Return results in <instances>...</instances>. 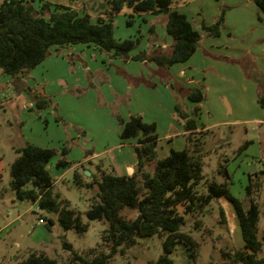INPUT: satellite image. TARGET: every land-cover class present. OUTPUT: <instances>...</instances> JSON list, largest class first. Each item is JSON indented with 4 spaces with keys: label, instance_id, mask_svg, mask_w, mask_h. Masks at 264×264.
Returning <instances> with one entry per match:
<instances>
[{
    "label": "trees",
    "instance_id": "obj_1",
    "mask_svg": "<svg viewBox=\"0 0 264 264\" xmlns=\"http://www.w3.org/2000/svg\"><path fill=\"white\" fill-rule=\"evenodd\" d=\"M251 1L260 11H264V0ZM104 2L106 8L101 13L104 17L98 16L95 19L69 6L42 0L0 2V73L11 77L15 88H18L22 84L19 78L46 59L50 49L56 46L93 45L99 51L108 53L111 59L152 63L157 72H165L175 64L186 62L197 49L199 32L185 14L171 9L172 0ZM124 7L131 10L129 18L132 14L141 13L164 15V30L171 38L170 45L165 50L158 48L130 55L140 37L115 39L113 36L112 18ZM224 12V8H221L212 24L201 23L200 28L207 36H219ZM126 24L130 25L131 21L127 20ZM148 32L153 35L152 26L148 28ZM255 80L259 86L264 85V74L257 75ZM172 88L177 87L173 84ZM179 88L184 91L189 102L197 104L202 101L203 95L199 89ZM23 90L30 94L29 88L23 87ZM31 98L37 109L49 106L46 98L35 94H31ZM257 104L264 107V86L258 91ZM175 111L184 120V130L188 132L185 136L188 144L180 150L171 147L167 154L159 156L160 145L155 123H146L136 114L130 115L126 120L114 115L121 126V141L137 138L134 146L137 160L134 172L129 176L117 175L113 171L101 172L98 178L93 177L91 182L86 183L77 169L73 171L76 186L92 188L96 185V192L90 197L85 216L88 220L106 223L101 240L108 246L109 252L103 255L94 254L90 250L86 255H81L73 251L69 243L64 242L63 248L71 252V259L67 264H106L118 247L131 246L137 239L155 234L163 238L162 254L146 264H173L169 255L176 244L184 245L189 251V257L195 259L198 243L180 231L185 224L184 215L201 211L204 206L220 198L230 203L243 243L241 249H234L231 255L224 253L225 256L233 263L264 264V258L258 256L261 249V242L257 238L259 209L252 196V188L257 180L254 183L250 179L242 198L233 196L226 182L217 183L214 180H206L203 184L205 192L200 193L197 185L204 178V153L202 142L197 136H206L209 131H196V122L178 104L175 105ZM198 111L199 107L195 106L193 115L197 116ZM14 150L17 157L9 166V187L16 199L30 201L40 210L54 214L63 230L72 229L79 235L83 234L87 223L81 221L79 214L68 202H59L58 195L53 190L54 180L47 167L56 155V150L31 143H25ZM60 154L61 158L54 166L65 169L69 165L65 160L67 148L62 147ZM219 173L230 179L227 164L220 166ZM125 211H134L136 214L134 217H127L124 215ZM218 213L219 223L226 224V216L220 206ZM39 219L43 221L42 217ZM14 264L58 263L43 251L29 250L26 257L16 260Z\"/></svg>",
    "mask_w": 264,
    "mask_h": 264
},
{
    "label": "rangeland",
    "instance_id": "obj_2",
    "mask_svg": "<svg viewBox=\"0 0 264 264\" xmlns=\"http://www.w3.org/2000/svg\"><path fill=\"white\" fill-rule=\"evenodd\" d=\"M2 1L0 0V2ZM45 1L56 2V0ZM72 2L79 10L82 3L88 4L91 8L89 11L96 13L97 16L102 15L103 9L106 8L104 0H73ZM229 3V0H220V2L216 0H172L174 7L177 4L182 5L181 10L190 20L193 12V17H198L196 15L198 9L209 16L215 7L222 6L225 14H228V22L224 23V26L241 28V22H237L235 18L239 10L229 8ZM128 12V8L124 7L119 15L114 16L113 36L115 39H125L137 37L140 34L139 43L132 53L147 50V45L152 37L148 32L149 25L139 19H135L133 24L127 25ZM153 26L171 42V38L166 35L159 20ZM206 56L210 58L211 54L206 51ZM197 57L199 61V56H196L195 59ZM228 62L231 63L230 60ZM69 65L72 69L69 73H74L69 75L68 79L64 78L65 80L58 82L54 80L56 74L43 77L35 72L36 83L32 80L29 81L30 90L41 94L51 84L62 87L68 85L66 91L79 102L72 101V104H69L63 98H59L61 101L59 109L66 114V117L63 118L57 113L58 108L53 103L54 97L46 95L52 104L43 110L41 116L40 113H37L35 106L26 107L28 105H24V98L17 99L15 97L17 92L12 78L4 75L3 79H0V264H14L16 260L26 257L29 250L43 251L58 264H67L70 262L71 252L63 248L64 242L69 243L72 250L81 255H86L90 250H93L94 254L103 255L109 252L108 246L101 240L102 231L107 226L106 223L88 220L85 216L90 197L96 192V185H93L92 188L76 186L73 180V171L77 169L82 180L89 183L93 177L98 178L101 172L112 171L110 159L111 156L118 154V151H113L112 155L102 154L92 159L90 163L85 162L82 166H75L74 169L69 168L53 183V190L58 195L57 200L68 202L70 207L79 214L81 221L87 223V229L81 235L72 229L63 230L54 214L40 210L35 203L17 200L9 187V166L17 157L15 148L21 147L25 143H32L40 147L48 146L57 152L59 148L65 147L67 148L66 157L70 164H75L81 161V154L86 152L84 151L86 148L92 150L90 138L81 136V129L78 126L80 124L89 126L93 137L96 129L102 126L107 129L106 137H111L108 131L111 119L103 113L111 112V117L116 121L114 112H118L120 106L127 107L129 99L127 93L119 97L111 87H105L106 90L103 89L104 93H102L104 83L95 79L94 73L88 70H85L83 76V80L86 82L85 87L78 83L79 81L75 85H71L69 80L70 82L74 81L79 77V74H76V67L72 62H69ZM263 65L264 63H259L253 69L244 70L243 73L248 75L254 71L264 72ZM151 79L152 76L147 78V80ZM207 79L211 88L214 89L215 85L210 76ZM88 91L90 94L85 96L84 94ZM92 91L95 92L96 103L91 100ZM103 94L107 99H104ZM208 98L203 103V109L199 116L202 124L208 125L222 120L224 117L233 122L229 126H217L211 131L208 130L209 133L206 136H197L202 142V152L204 153L202 169L204 178L199 181L197 190L200 193L205 192L203 184L206 180H214L217 183L226 182L231 194L236 198H242L246 194V187L250 183V179L254 183L257 180V184L252 188V196L259 209L257 238L261 242V249L258 256L264 258V125L251 121L257 116L264 117V109L259 108L254 102V97L244 95L245 106L241 111L237 109L232 114H224L221 111H214L210 105L211 98ZM70 132L74 133L75 139L71 138ZM78 133L80 134L78 135ZM187 144V141L185 143L183 141L182 145L176 144L173 148L180 150ZM82 146L84 147L81 148ZM163 150H165V154L168 153L169 149L165 144L158 147L159 156H162ZM57 155L56 153L52 162H56L59 158ZM225 164H227L230 179H226L219 173L220 166ZM219 206L224 210L226 224L219 223ZM135 214L134 211H125L124 213L127 217H134ZM39 217L43 219L40 224L38 223ZM184 217L185 224L180 231L188 234L198 243L196 258L189 257V251L184 245L176 244L173 252L169 255L173 264H238L233 263L224 254L231 255L234 249H241L243 245L233 211L226 205V201L217 200L204 206L201 211L192 215H184ZM162 240L163 238L155 234L148 238L137 239L131 246H120L107 259L106 264H146L156 260L162 254Z\"/></svg>",
    "mask_w": 264,
    "mask_h": 264
},
{
    "label": "crops",
    "instance_id": "obj_3",
    "mask_svg": "<svg viewBox=\"0 0 264 264\" xmlns=\"http://www.w3.org/2000/svg\"><path fill=\"white\" fill-rule=\"evenodd\" d=\"M72 1L73 0H56V2L50 3L69 6L81 14H89L92 19L98 17L96 13L89 11L91 8L88 4L82 3L81 9L79 10L75 8V3ZM216 1L220 2V0ZM229 1V8H236V10H239L235 18L237 22H241V28H227L224 26V23L226 24L228 22V14L224 12V21L219 36L209 37L201 30L200 25L202 22L206 25L212 24L216 20L220 9L223 7H215L209 16L198 9L196 14L198 15L197 18L193 17L194 12L191 15V20L187 18L200 34V41L197 49L186 62L175 64L165 72H157V68L152 63L111 59L108 53L99 51L93 45L79 44L63 47L56 46L50 49V54L46 59L33 68L27 75L19 78V82L23 85L21 84L16 88L17 94L15 97L17 99L24 98V105H28L26 107H34L31 94L23 90V87L29 88L30 80L36 83L35 80L37 77L35 72H38L43 77H46V75L50 77L56 74L54 80L60 82L61 80H65L64 78L68 79L69 75H73L74 72L72 74L69 73V71H72L69 62H72L73 66L75 65L76 67L75 71L77 72L76 74H79V77L71 82L69 80L71 85H75V83L79 81L78 83L85 87L86 82L83 80V76L85 70H88L94 73L95 79L97 78L104 83V88L102 87L101 90L102 93H104L103 89L106 90V88L109 87L116 91L115 93L118 94L119 97L127 93L129 95L127 107L120 106L118 112L115 111L114 115H118L126 120L130 115L136 114L140 115L142 120L146 123H155L158 145L165 144L169 149L171 147L173 148L176 144L182 145V142L184 141L185 143L186 141L185 136L188 132L184 130V120L179 118L175 111L176 104L189 115V118L194 119L197 125L196 131H211L212 128L217 126H229L233 121L226 117L208 125H204L200 122V112L203 109V103L209 99L208 97L211 98L210 105H212L214 111L232 114L234 111H237V109L241 111L242 108H244V95L251 98L254 97V102L257 104L258 91L264 86L263 84L259 86L255 80L257 75L264 74V72L254 71L248 75L243 73L244 70L253 69L255 65L264 63V11H260L251 0ZM170 7L171 9L185 14L181 10L182 5L177 4L174 7L171 4ZM128 11L127 16L131 14V10L128 9ZM120 12L117 15H119ZM100 16L104 17L103 15ZM135 19L142 20V22L149 25V27H153V35H151V41L147 45L148 49L143 51L148 52L158 48L160 50H165L170 45L171 42L162 36L160 30L158 31L155 26H153V24L159 20L164 29V24L166 22V17L164 15H152L150 13L132 14V17L129 18L131 24L134 23ZM139 37L141 38L140 34ZM206 51L211 54L210 58L206 56ZM136 53H132L131 51L130 55ZM196 56H199V61L198 57L195 59ZM229 60L231 63L228 62ZM3 76L4 74L0 73V79H3ZM149 76H152L151 80H147ZM208 76H210L215 85L214 89H212L211 84L208 83ZM173 84H175L177 88H172ZM67 86L68 85L62 87L51 84V88L49 86L46 87L45 92L42 94L35 90H30V88L29 90L30 93L46 99H48L46 95L54 97L53 103H55L58 108L57 113L63 118L64 116L66 117V114L59 109L61 102L59 98H63V100L69 104H72V101L76 103L79 102L66 91ZM179 87L199 89L203 95L202 101L197 104L189 102L184 96V91H180ZM88 94H90V91L84 95L87 96ZM95 96V92L92 91L91 100L93 103H96ZM103 97L107 99L104 94ZM48 101L49 105H51V101L49 99ZM195 106L199 107L197 116L193 115ZM261 109H264V107ZM36 110L37 113H40L42 116L44 109L36 108ZM103 114L107 117L109 116L111 119L108 128L111 137H106L107 129L102 126L96 129V133L93 137L91 128L84 124H80L78 127L81 129V136L90 138L92 150L86 148V150H84L86 152L81 154V161L72 165L66 157V154L65 160L69 165L65 169L55 168V162L51 160L47 168L54 182L67 169H74L75 166L82 165L85 162L90 163L92 159L102 154L112 155L113 151H118V154L111 156V170L117 175L128 176L134 172L137 161L134 146L136 145L137 138L121 141L119 138L121 126L117 121L113 120L111 112L106 111V114ZM251 121L259 125H264V117L262 116L254 117ZM238 122L243 121L240 120ZM79 134L80 133H78V135ZM70 135H72V139H75L73 137L74 133L70 132ZM43 147L49 148L48 146ZM83 147L84 146L81 148ZM58 150L59 151L56 153L58 154L57 156H59L58 159H60L61 148ZM162 153H166L165 150H163ZM221 199L226 201V205L231 208L230 203L224 198H220L218 201Z\"/></svg>",
    "mask_w": 264,
    "mask_h": 264
},
{
    "label": "built area",
    "instance_id": "obj_4",
    "mask_svg": "<svg viewBox=\"0 0 264 264\" xmlns=\"http://www.w3.org/2000/svg\"><path fill=\"white\" fill-rule=\"evenodd\" d=\"M38 223H39V224L42 223V220H41V219H38Z\"/></svg>",
    "mask_w": 264,
    "mask_h": 264
}]
</instances>
